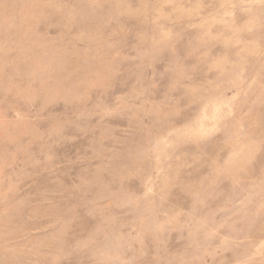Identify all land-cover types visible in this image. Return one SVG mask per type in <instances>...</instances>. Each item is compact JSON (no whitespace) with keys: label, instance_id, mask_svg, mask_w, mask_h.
I'll use <instances>...</instances> for the list:
<instances>
[{"label":"rangeland","instance_id":"obj_1","mask_svg":"<svg viewBox=\"0 0 264 264\" xmlns=\"http://www.w3.org/2000/svg\"><path fill=\"white\" fill-rule=\"evenodd\" d=\"M0 264H264V0H0Z\"/></svg>","mask_w":264,"mask_h":264}]
</instances>
